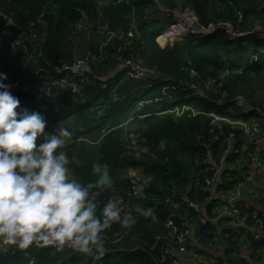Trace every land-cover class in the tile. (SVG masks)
Masks as SVG:
<instances>
[{
	"label": "trees",
	"instance_id": "16d2710c",
	"mask_svg": "<svg viewBox=\"0 0 264 264\" xmlns=\"http://www.w3.org/2000/svg\"><path fill=\"white\" fill-rule=\"evenodd\" d=\"M187 10L194 12L202 28L213 27V32L187 33L162 46L159 42L165 38L158 42L157 37ZM79 25L104 35L103 42L90 43L86 54L104 55V60L90 64L92 85L79 84L81 93L69 89L56 91L52 99L40 96L36 93L40 76L74 61ZM130 30L133 39L127 36ZM109 33L122 35L125 41L106 42ZM131 57L148 78L128 77L123 64ZM112 70L115 77L104 78L110 86L102 91V77ZM0 72L7 74L4 82L12 85L20 108L44 115L45 131L65 126L74 132L66 149L74 177L87 183L95 179L94 161L107 164L114 186L102 202L121 196L124 214L136 217L130 229L114 224L106 231L107 254L99 261L49 247L10 250L0 254V264H166L171 262L166 251L176 248L169 220L177 232L190 229L208 249H198L190 236L188 247L199 255H209L210 248L219 250L226 242V258L217 264L225 260L234 264L245 236L250 257L254 262L261 259L264 226L255 232L257 240L244 227L225 230L219 237L209 220L217 217L212 213L217 201L210 200L214 186L220 198H228L248 174L236 176L237 166L228 169L239 156L227 152L228 137L236 133L240 151L245 145L243 131L228 121L264 118V97L255 101L256 87L261 82L264 86V0H0ZM184 106L187 109L177 116L175 110ZM131 144L148 153L130 154ZM217 167L223 169L222 182L209 185ZM130 172H139V179L130 178ZM139 184L144 190L134 196L133 187ZM191 203L206 206L208 215L197 213ZM137 205L153 209L155 220L138 216ZM242 212L245 224L254 228L255 210L242 205ZM238 261L246 264L243 258Z\"/></svg>",
	"mask_w": 264,
	"mask_h": 264
},
{
	"label": "clouds",
	"instance_id": "9594fccd",
	"mask_svg": "<svg viewBox=\"0 0 264 264\" xmlns=\"http://www.w3.org/2000/svg\"><path fill=\"white\" fill-rule=\"evenodd\" d=\"M7 79L0 72V254L71 248L101 260L106 231L114 224L130 229L136 217L117 200L102 202L114 186L107 164L94 161L95 179L87 183L71 177L66 149L73 132L62 126L46 132L44 115L20 108ZM134 211L156 218L151 208Z\"/></svg>",
	"mask_w": 264,
	"mask_h": 264
},
{
	"label": "built area",
	"instance_id": "2783aa9c",
	"mask_svg": "<svg viewBox=\"0 0 264 264\" xmlns=\"http://www.w3.org/2000/svg\"><path fill=\"white\" fill-rule=\"evenodd\" d=\"M119 3L122 2V0H118ZM188 18L180 19L179 21H176L172 25L168 26L165 31L157 37V40L160 38H165V41L167 42L168 39L176 38L179 36H182L187 33H194V34H210L213 32L214 28L211 27L208 30L202 28L198 22L195 19V14L191 10H187ZM240 18L243 19V14H240ZM135 31L137 30L136 26L133 27ZM132 31V30H131ZM132 34L129 33V37H134ZM110 36H115L114 33H109ZM128 35V34H127ZM113 39V38H112ZM120 52V50H119ZM98 60H104L103 52H101L100 57L96 56H87L86 59L74 61V62H64L61 64V66L57 69L54 73H49L45 75L40 76V81L38 84V88L36 89V93L40 96H44L46 98H53V94L56 91L61 90H71L73 93H77L79 89V84H87L91 85V82L89 83V67L92 62L98 61ZM258 58L255 57L254 61H257ZM124 69L129 70V77L136 80H145L148 78V74L140 68L136 64V59L134 57H131L130 59L126 60L123 64ZM183 70V69H182ZM191 73H194V71H191ZM96 86V85H94ZM110 84L108 81L102 82L99 84V88L102 91L108 90ZM29 89L26 88V91ZM187 109V108H186ZM185 110V109H184ZM183 110V111H184ZM182 109H176L175 113L177 116H180L183 112ZM249 112V111H248ZM258 112L260 115L263 116V112L258 109ZM230 124L236 126L237 128H240L243 131V134L241 136V139L243 142H245V145L243 148H241V151L238 150L235 146V143L237 141V135L236 133H232L228 137V151L229 153L235 151L236 154H246L248 159V168L249 172L245 176V183H241L238 187V191H232L230 196L228 198H220V195L217 193L216 189V183L220 182L222 179V173L223 169L220 167H217L215 170V176L214 179L211 182H208L209 185L214 186L212 189V198L210 200H214L217 202H221L224 206V211L227 210L230 211L231 218L233 220L237 221V227H244L246 229H250L254 233L255 240L259 239V235L255 232L262 231L264 226V213L255 211L252 219L256 223V226L250 227L245 224L244 218H243V212H242V205L245 207V205L240 202V196L243 193V190L246 188V185L251 184L256 180V177L259 176L260 171L264 172V118L261 121H252V122H231L228 121ZM48 132V131H46ZM128 149L130 150V154H147L148 149L145 147H137L136 144H131L128 146ZM143 187L141 185H135L133 187V194L134 196H139L143 192ZM114 200L119 201L120 206L122 209H125V201L121 196H115ZM190 206L197 212L200 213L202 211V206L198 204L191 203ZM207 221L208 219L205 218ZM204 219H201L202 224H206L207 221ZM167 228H169L171 231H174L176 234V248H171L166 251V254H168L171 258V262H167L166 264H180L179 263V256L181 254H188L191 256H194L195 258H201L200 255L192 248H189L188 246L190 244V236L191 231L190 229H187L184 227L181 232H177L175 229V224L172 220L168 221ZM260 233V232H259ZM119 240H115V242H118ZM242 258L245 260L246 264H254V260L250 257L249 254H242ZM217 264V263H213ZM226 264V263H224Z\"/></svg>",
	"mask_w": 264,
	"mask_h": 264
},
{
	"label": "crops",
	"instance_id": "0c3cea01",
	"mask_svg": "<svg viewBox=\"0 0 264 264\" xmlns=\"http://www.w3.org/2000/svg\"><path fill=\"white\" fill-rule=\"evenodd\" d=\"M114 77H115L114 70L108 71L105 74V76L102 77L101 82H105L104 80L107 79V78L108 79H112ZM50 132H53V131H50ZM73 139H74V132H73V137H72L71 142H73ZM70 175L74 179H76L74 177V175L71 173V171H70ZM138 177H139L138 176V173H136V172H130V178H132V179H139ZM221 182H222V179L220 180V183ZM256 190H258V191L261 192V195H260L261 199H260V201L257 200V199H255V198H251V197L248 198L247 193H249V192H251V193L254 192L255 196H258V194L256 193ZM240 202H241V204L243 203L246 206V208H249V209L252 208V209H254L257 212H261V213L263 212L264 213V172L263 171H260V174H259V176L256 177V180L254 182H252L250 184V186H246V188L243 190V193L240 196ZM215 210H216V206H214V209L212 211L213 215H215ZM202 213H203V216L204 217H206L208 215V211L206 209V206H203ZM223 213H224V210L220 213V216ZM223 219H231V216L225 215L222 218L216 217V218H214L212 220H209L211 223H213L215 225L216 229H218V232L217 233H218L219 237H222L223 236L225 230L227 231L228 229L235 228L230 223L224 222ZM191 240L193 242V245L195 244L198 249H200V250H208L206 247H203L200 243L197 242V239H196V237H195L194 234L191 236ZM226 245H227L226 242H224V246H221V247L218 246L219 247L218 248L219 250H217L215 248H210L209 249V252L211 254H209V255H206V254L200 255L201 258H195L194 256H191V255H188V254H181L179 256V258H178L179 259V263L180 264H213L215 262H218L221 259H225L226 258V249H227ZM240 247H241V249H240L241 250L240 251V257L241 258H242V254L243 255L249 254V252H250V244H249V239L247 238V236L241 238ZM234 256L237 258V260L234 261V264H241L238 261V260L241 259L239 257V255L238 254H234ZM232 257L233 256H230L227 259H230L231 260ZM224 262L225 263H229L226 260ZM254 264H264V251H262L261 259L258 260V261H256V262H254Z\"/></svg>",
	"mask_w": 264,
	"mask_h": 264
},
{
	"label": "rangeland",
	"instance_id": "374dc122",
	"mask_svg": "<svg viewBox=\"0 0 264 264\" xmlns=\"http://www.w3.org/2000/svg\"><path fill=\"white\" fill-rule=\"evenodd\" d=\"M176 16H177V21H179L180 19L188 18L189 17L187 11H185L183 13H179ZM78 30L79 31H77L75 33V37L76 38L73 40V44L75 46V50H74V52H75V59H74V61H78V60H82V59H86L87 58V55L86 54H87V52L89 50V45H90V43L92 41H94L96 44H99V43H101V42L104 41V38L102 37L104 35L99 36L98 34H93V32L90 31V28L89 27L82 26V28H81V26L79 25V29ZM164 31H165V29L163 30V32ZM129 33L132 34V31L130 30ZM129 33L127 35L128 37H129ZM112 38H119L120 40L125 41V39H124V37L122 35H116L115 34V36H110L109 35V37L107 38L106 42H110L111 40H113ZM131 38L133 39V37H131ZM157 41L159 42V40H157ZM159 43L163 46V45L166 44V41H164L163 43L162 42H159ZM131 44H132V41H128V45H131ZM91 72H92V68L90 66L89 67V73L91 74ZM90 82H91V85H92V80L90 79V76H89V83ZM85 85H87V84H85ZM256 91H257V93H256L257 96L255 97V101L257 103H259L261 100H263V97H264V94H263L264 93V86H263V83L262 82H261V86H259L258 88L256 87ZM78 92L81 93L82 92V89H78ZM138 106H142L143 107L144 106V103L143 102H139V105ZM186 108H187V106H184L183 108H178V109L179 110L182 109V111H183ZM243 111H245L244 108L242 109V112ZM76 119H77V117H76ZM76 119H73L72 118L70 120H76ZM73 122H75V121H72V123H70L69 125L71 126V124H73ZM63 127H65V126H63ZM57 128L58 127H56L55 130ZM247 163H248V159H247L246 155L245 154H241L236 159L235 164L234 163L233 164L232 163L229 164L228 169L229 170H233V169H236V166H237L240 172H236L235 175L236 176H242V175L245 176L249 172L248 169H246V170L244 169V168H247ZM138 176H139V172H138ZM238 188L239 187H237V188L235 187L234 188L235 189L234 191H238ZM256 193L258 194V196H255L254 192L253 193H251V192L247 193L248 198L251 197V198H255V199H257V200L260 201V199H261V197H260L261 192L258 191V190H256ZM217 203L218 204L216 205L215 215H217L218 218H222L225 215L231 216L229 210H227L226 212L224 211V213L220 216V213L224 210V206L221 204V202H217ZM223 221L224 222H227V223H230L234 227H237V224H238L237 221L236 220H233V219H223ZM66 249L68 250L67 252H68L69 255H71L73 253V251L71 250V248H66Z\"/></svg>",
	"mask_w": 264,
	"mask_h": 264
}]
</instances>
